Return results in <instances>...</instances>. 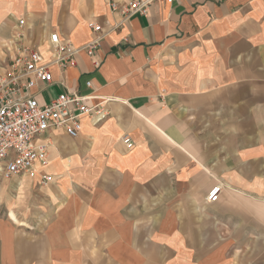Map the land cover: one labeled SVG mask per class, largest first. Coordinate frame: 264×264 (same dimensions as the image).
Masks as SVG:
<instances>
[{
    "label": "crops",
    "instance_id": "crops-1",
    "mask_svg": "<svg viewBox=\"0 0 264 264\" xmlns=\"http://www.w3.org/2000/svg\"><path fill=\"white\" fill-rule=\"evenodd\" d=\"M111 1L127 2L0 0V71L19 30L45 60L49 33H106L30 90L91 94L106 115L47 130L39 171L0 180L41 207L0 216V264H264V0H156L127 19Z\"/></svg>",
    "mask_w": 264,
    "mask_h": 264
},
{
    "label": "built area",
    "instance_id": "built-area-1",
    "mask_svg": "<svg viewBox=\"0 0 264 264\" xmlns=\"http://www.w3.org/2000/svg\"><path fill=\"white\" fill-rule=\"evenodd\" d=\"M155 1L127 0L121 7L111 1L109 5L111 10L120 12L127 19L133 15H146ZM22 23L19 20V24ZM89 27L96 35L81 47L61 40L56 32L49 33L48 43L52 48L49 60H45L36 47L20 42L24 38L22 30L14 34L12 55L0 71V180L23 175L32 177L39 171L37 168L47 159V146L39 138L47 130H61L74 137L79 131L82 116L98 122L106 115L102 102L88 103L94 99L91 94L59 92L49 102L41 103L30 92L38 82H53L51 66H57L64 72L76 66L80 50L88 55L98 50L106 33H102L101 26L94 22H90ZM86 85L90 86V82ZM124 143L128 148L132 146L127 138H124ZM51 177L44 174L40 182L50 181ZM220 189L219 183L213 185L206 193V200L216 201Z\"/></svg>",
    "mask_w": 264,
    "mask_h": 264
},
{
    "label": "rangeland",
    "instance_id": "rangeland-1",
    "mask_svg": "<svg viewBox=\"0 0 264 264\" xmlns=\"http://www.w3.org/2000/svg\"><path fill=\"white\" fill-rule=\"evenodd\" d=\"M3 185L5 186L3 187ZM15 190V186L10 181H5L4 183L0 184V216H6L7 213L8 217H16L15 210L13 207L19 201V206H24L26 209L28 208L29 213L32 211H30V209L32 208L41 209L40 206L32 205L33 202L30 199V192L27 193V191L23 189L18 194ZM28 212H24V214L27 215ZM17 219L18 222H22V220L18 218V216Z\"/></svg>",
    "mask_w": 264,
    "mask_h": 264
}]
</instances>
